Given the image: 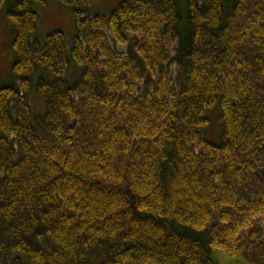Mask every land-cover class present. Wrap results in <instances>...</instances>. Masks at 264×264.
<instances>
[{
    "label": "trees",
    "instance_id": "obj_1",
    "mask_svg": "<svg viewBox=\"0 0 264 264\" xmlns=\"http://www.w3.org/2000/svg\"><path fill=\"white\" fill-rule=\"evenodd\" d=\"M58 1L0 0V264H264V0Z\"/></svg>",
    "mask_w": 264,
    "mask_h": 264
},
{
    "label": "rangeland",
    "instance_id": "obj_2",
    "mask_svg": "<svg viewBox=\"0 0 264 264\" xmlns=\"http://www.w3.org/2000/svg\"><path fill=\"white\" fill-rule=\"evenodd\" d=\"M118 0H98L88 9L93 13H108L117 4ZM75 19L70 7L60 3L58 0H48V5L41 11L39 22V36H44L50 32L62 30L68 33L74 31ZM12 33L6 20L5 9H0V85L7 81L11 74V65L14 54L11 51ZM37 109L40 107L37 105ZM218 115H213L211 126L206 129V133L217 138L219 133ZM215 258L218 264H251L245 257H231L222 250L215 251Z\"/></svg>",
    "mask_w": 264,
    "mask_h": 264
}]
</instances>
